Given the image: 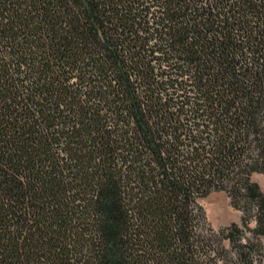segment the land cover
Instances as JSON below:
<instances>
[{
	"label": "trees",
	"instance_id": "16d2710c",
	"mask_svg": "<svg viewBox=\"0 0 264 264\" xmlns=\"http://www.w3.org/2000/svg\"><path fill=\"white\" fill-rule=\"evenodd\" d=\"M255 173L264 0H0V264H262Z\"/></svg>",
	"mask_w": 264,
	"mask_h": 264
},
{
	"label": "rangeland",
	"instance_id": "374dc122",
	"mask_svg": "<svg viewBox=\"0 0 264 264\" xmlns=\"http://www.w3.org/2000/svg\"><path fill=\"white\" fill-rule=\"evenodd\" d=\"M252 179L260 185L261 189L264 192V173H255L253 174ZM200 203L204 206L206 210L209 224L216 231L228 227L234 222L238 223L239 225H242L243 212L234 208L231 205L230 199L225 192H214L208 197L200 199ZM255 225V220H252L250 226L254 227ZM260 243L262 244L264 251L263 237L260 239ZM226 244L228 243L226 242ZM254 253L258 255L257 252ZM259 259L260 256H257L255 264H259ZM262 264H264V258Z\"/></svg>",
	"mask_w": 264,
	"mask_h": 264
}]
</instances>
